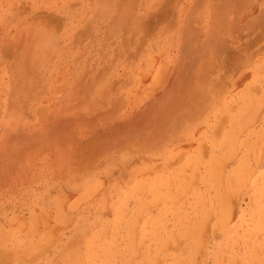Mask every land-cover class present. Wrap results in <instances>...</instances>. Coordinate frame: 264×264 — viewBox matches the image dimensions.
<instances>
[{"label": "rangeland", "instance_id": "rangeland-1", "mask_svg": "<svg viewBox=\"0 0 264 264\" xmlns=\"http://www.w3.org/2000/svg\"><path fill=\"white\" fill-rule=\"evenodd\" d=\"M0 264H264V0H0Z\"/></svg>", "mask_w": 264, "mask_h": 264}]
</instances>
